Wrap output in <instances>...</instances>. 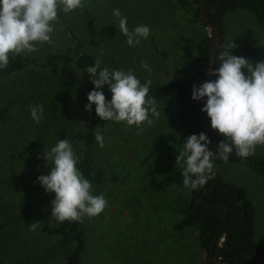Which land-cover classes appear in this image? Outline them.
<instances>
[{
  "label": "rangeland",
  "instance_id": "374dc122",
  "mask_svg": "<svg viewBox=\"0 0 264 264\" xmlns=\"http://www.w3.org/2000/svg\"><path fill=\"white\" fill-rule=\"evenodd\" d=\"M83 2L85 9L61 10L66 30L56 23L54 45L44 44L39 51L22 55H71L69 30L81 50L99 57L104 67L131 69L137 78L159 86L177 72L190 76L191 61L183 48L194 52L203 32L209 35V27L193 22L178 0ZM116 8L127 17L129 30L149 26L148 39L135 47L127 45L118 18L112 14ZM222 26L226 43L233 40L237 46L252 44L264 50V24L255 22L248 11L225 12ZM141 61H146L151 71L142 68ZM87 83L85 70L68 61L50 68L28 66L0 77V264L24 257L29 264H63L73 248V240L63 242L42 230L57 223L51 216L55 194L46 193L37 180L52 167L43 159L44 151L65 138L73 145L78 161L86 154L92 168L99 171L96 179L92 172L86 178L93 185V194H103L108 201L102 214L79 223L83 237L79 264H205V251L195 229L173 227L188 201L187 191L172 177L174 169L183 164H176L183 146L178 144L179 108L174 91L151 95L157 99L160 115L153 117L154 127L145 126L142 132L123 122H106L95 114L93 141L87 146L81 136L88 112ZM106 92L111 100V92ZM33 105H43L44 118L39 124L30 115ZM205 126L213 130L210 120ZM97 131L103 135L104 147L95 139ZM255 154L264 156V146H257ZM47 163L50 168L42 169ZM214 165V173L245 190L253 208V239L264 244V174L240 163ZM30 177L31 187L25 189ZM33 221H40L35 231L30 230Z\"/></svg>",
  "mask_w": 264,
  "mask_h": 264
},
{
  "label": "clouds",
  "instance_id": "9594fccd",
  "mask_svg": "<svg viewBox=\"0 0 264 264\" xmlns=\"http://www.w3.org/2000/svg\"><path fill=\"white\" fill-rule=\"evenodd\" d=\"M85 7L83 0H0V69L7 68L16 56L37 52L44 44L54 45L52 34L59 12L69 13ZM112 14L118 18V27L127 45L135 47L142 39H148L149 26L138 25L129 30L127 17L120 9H114ZM221 47L223 51L216 57L219 66L206 71V75L216 79L199 86L194 84L191 96L196 101L206 98L201 111L210 119L211 129L224 137L216 147L218 158L227 162L233 149L239 157L247 158L255 154L257 146H264V61L253 63L233 55L232 50L237 47L233 40ZM101 64L102 60L97 57L94 65L86 69L94 88L87 94L85 110L91 113L95 105V113L101 120L123 122L140 132L145 126L154 127L153 117L158 119L160 113L157 99L149 95L152 81L141 83L131 69L110 70L101 68ZM141 67L151 71L146 61H141ZM105 86L111 92V100L106 98ZM30 115L39 124L44 118L43 105L30 106ZM95 139L100 147L105 146L100 131L96 132ZM210 143L203 132L187 136L176 156V164L184 162L185 188L199 189L214 177L215 154L209 150ZM43 159L51 162L52 167L37 180L46 193L55 194L51 201L52 217L58 222L83 223L85 217L104 212L108 201L103 194H93V185L77 167L79 158L67 138L59 139L50 151H44ZM38 227L40 221L30 224L32 231Z\"/></svg>",
  "mask_w": 264,
  "mask_h": 264
},
{
  "label": "trees",
  "instance_id": "16d2710c",
  "mask_svg": "<svg viewBox=\"0 0 264 264\" xmlns=\"http://www.w3.org/2000/svg\"><path fill=\"white\" fill-rule=\"evenodd\" d=\"M203 2L205 12L211 22L215 25L216 35L214 43V52L212 56L209 53L208 35L204 31L200 36L192 52L187 47L183 48L184 56H189L191 63L189 64L190 76L182 77L178 72L174 74L166 84L159 86H150L149 95L165 90L174 91V100L179 110L176 113V121L179 127L178 144L184 146L187 136L191 134H200V128L207 131L210 139L209 150L215 154L214 164H222L234 162L246 165L256 173L264 174V156L254 154L247 158H241L236 155L235 149L230 154L227 162L218 158L217 145L224 139L223 136L216 131L206 128V123L210 120L205 113L202 119L201 108L206 101V98L201 101L192 99V86H199L207 80L216 79L215 76L206 75L207 70H213L219 66V60L216 59L219 52L223 51L221 47L225 44L222 17L227 11L246 10L254 18L258 24H264V0H178V4L185 6L190 19L193 22H198L203 28L208 26V23L202 18L201 7ZM63 30H66V23L63 19L62 12H59V20ZM205 30V29H204ZM73 43V53H49L41 58H29L24 55L16 56L11 59L10 64L5 69H0V77L10 76L16 72L28 67L50 68L57 67L64 62H71L76 68L83 69L86 72L87 67L93 66L96 56L82 51L79 41L71 32L67 31ZM233 55L242 56L250 60V62L264 61V50L252 44L237 46L232 50ZM211 60V63H210ZM104 66L101 64V68ZM86 89L88 93L93 90L94 85L89 80ZM141 83L145 80L140 79ZM108 88L105 86L104 93L109 100L107 94ZM95 105L92 106L91 113L87 112L83 122L82 139L85 145H89L93 141V128L95 126ZM229 142V141H226ZM230 143V142H229ZM90 161L84 154L78 161L77 167L81 170L85 177L89 173L94 174L93 178L99 175L98 170H94L90 165ZM47 163L46 167L50 168ZM183 164L175 168L172 172V177L175 183L183 185ZM217 178L213 177L199 189L192 190L185 188L188 193V201L185 203L181 217L173 225L174 229L181 230L184 228H194L196 238L200 247L205 251V264L207 262L208 248L210 241L215 233H218L212 250V260L215 264H264V244L253 239L254 223H253V208L250 199L245 190L236 184L224 181L219 174L214 173ZM35 177V176H34ZM30 177L25 183V189L31 187ZM204 190H206L205 194ZM211 205L214 208L206 207L200 203L199 198ZM42 230L52 233L59 237L63 242L68 240L74 241L73 248L66 255L63 264H79L80 253L83 249V237L79 222H58L53 227L43 226ZM11 264H29L27 257L21 260H15ZM142 264H151L145 262Z\"/></svg>",
  "mask_w": 264,
  "mask_h": 264
},
{
  "label": "water",
  "instance_id": "95a60500",
  "mask_svg": "<svg viewBox=\"0 0 264 264\" xmlns=\"http://www.w3.org/2000/svg\"><path fill=\"white\" fill-rule=\"evenodd\" d=\"M205 5H206V3L203 2L202 7H201V15H202V18L208 23V27H209L208 47H209L210 56H212V53L214 52V43H215L216 29H215V25L213 24V22H211L209 20L207 14L205 12ZM210 63H211V60H210ZM203 106H204V104H203ZM204 117H205V113L202 112L201 118L203 119ZM200 131L207 135L206 129L200 128ZM208 147H210V144L208 145ZM214 177L217 178L216 175H214ZM205 192H206V190H204L203 194H205ZM199 201H200L201 204H203L206 207H212V208L215 207V205H211V204L206 203L203 200L202 197L199 198ZM217 235H218V233L214 234V236H213V238H212V240L210 241V244H209L208 255H207L208 264H215L214 261L212 260V250H213V245H214V242H215V239H216Z\"/></svg>",
  "mask_w": 264,
  "mask_h": 264
},
{
  "label": "crops",
  "instance_id": "0c3cea01",
  "mask_svg": "<svg viewBox=\"0 0 264 264\" xmlns=\"http://www.w3.org/2000/svg\"><path fill=\"white\" fill-rule=\"evenodd\" d=\"M198 41V40H197Z\"/></svg>",
  "mask_w": 264,
  "mask_h": 264
}]
</instances>
